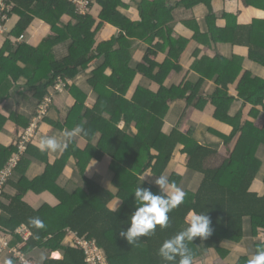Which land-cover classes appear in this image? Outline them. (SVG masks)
Instances as JSON below:
<instances>
[{
    "label": "trees",
    "instance_id": "16d2710c",
    "mask_svg": "<svg viewBox=\"0 0 264 264\" xmlns=\"http://www.w3.org/2000/svg\"><path fill=\"white\" fill-rule=\"evenodd\" d=\"M9 1L15 5L13 17L17 19L16 24L9 28V37L0 48V81L11 79L16 83L25 79L26 84L20 87L15 85L13 91L7 93L1 101L7 100L12 92L22 95L29 93L33 96L37 109L30 121L12 115L11 120L19 130L22 129V134L18 135L15 147H11L9 151L0 150V172L18 155L21 138L33 124L41 106L46 100H52L54 95L67 89L76 99V105L70 112L68 122L64 125L56 123L55 128L74 130L81 126L84 129L82 137L89 142L85 150L69 142L62 158L54 167L49 166L46 158H40L48 165L46 172L34 181L24 177L19 184L14 185L17 193L8 199L6 189L12 182V177L10 178L0 200V208L6 215V218H0V232L12 238L14 248L31 262L33 255L38 252L62 255V260H53L47 256L35 264H88L86 251L74 245L70 235L73 233L81 239L96 242L108 264H165L159 256V249L166 240L188 226L187 218L192 211L207 214L212 229L207 239L201 240L198 237L193 243L188 242L193 254V264H198V261L209 254L219 257L212 264H220L228 256L230 246L242 245L248 236L252 240L264 237V196L252 192L262 167L256 156L258 149L264 145V122L259 120V112L255 110L252 111L254 122L242 123L240 115L234 118L229 115L234 99L228 94V86L239 76L240 71L235 74L233 72L239 65V59H203L193 66V70L200 74L198 83H186L183 87L167 89L163 87V81L173 70H181L177 64L189 44L187 40H175L171 37V31L168 30V35L160 31L158 35L164 40L161 50L170 48L169 59L159 65L151 60L157 53L149 51L144 63H140L136 70H130L126 62L122 67L124 61L119 70L112 63L111 57L115 54L108 53L117 41H125L127 36H142L138 31L146 26L145 22L157 20L156 28H162L164 23L161 11L164 10L163 14L167 15L164 6L161 8L155 5L153 16L149 18L143 8L140 9L141 23H133L117 12L121 5L119 0H94L84 14L69 0ZM213 1L183 0L176 3L175 7L193 9L204 5L209 10V33L214 40L229 41L234 46L247 48L250 60L264 66V21L239 25L235 18L227 15L228 25L223 30L218 29L212 24V21H216ZM246 4L254 7L256 2ZM96 5L103 9L100 28L108 22L126 34L124 36L121 33L120 40L113 39L97 48V32L93 30L97 20L92 16ZM169 10L170 13L173 9ZM63 16L70 17L71 21L64 24ZM36 20L46 23L50 28L49 32L40 43H35L32 39L23 42V36H26ZM203 38L207 36H202L197 31L196 39L203 41ZM66 42H70V54L63 61L56 62L53 49ZM104 52H107L105 64L93 73L94 78L91 80L92 85L98 86L96 92L101 95L98 105L94 110H87V115L80 117L72 127V115L85 108L87 101V98L78 97L73 80L81 71L88 70L94 60L102 58ZM116 54L118 59L123 58L120 52ZM108 66L112 69L111 77L105 76ZM220 67H223V71L216 73V83L220 88L208 101L200 94L201 85L205 79H213V68ZM156 68L160 73L154 75ZM237 69L240 70V66ZM139 74L161 88L157 93L138 88L133 99L128 101L125 97ZM158 77H162L161 81ZM238 92L245 103L264 109V80L253 79L246 72L239 83ZM180 99L185 100L192 110L198 111H203L210 102L216 108L215 119L232 127L230 136L215 133L222 142L221 148L203 145L194 139L195 129L187 123L189 113L186 112L178 125L168 134L165 133L169 104ZM52 105L53 101L49 104L47 114ZM123 120L125 127L122 129L120 124ZM42 121L43 119L38 124ZM6 122L0 117V130ZM38 130L39 127L32 141L27 143L26 152L20 156L16 171L29 155ZM98 137L100 140L95 146L94 141ZM178 155L185 158L183 168L187 172L202 178L196 192L186 190L183 187L184 178L173 171ZM70 159H74L87 191L79 189L73 194H67L55 187L54 182ZM94 162L98 166L107 163L113 177L111 189L104 188L88 175ZM4 164L6 165L1 169ZM160 175L167 177L170 185L175 184L186 193L184 202L169 213L166 228L157 227L153 234L141 237L137 243L130 245L119 236V231L130 226V216L136 209L134 192L141 186L158 193L159 189L148 184L145 178ZM31 190H35V193H51L58 205L55 208L44 205L38 210L33 209L23 201ZM114 203H120L117 210L112 209ZM33 217H39L44 227L37 229L29 223ZM21 227H26L32 234L27 242L16 234ZM254 248L257 252L258 248H264V243L256 244ZM10 260L12 264H18L13 257ZM247 261L248 258H243L239 264H247Z\"/></svg>",
    "mask_w": 264,
    "mask_h": 264
},
{
    "label": "crops",
    "instance_id": "0c3cea01",
    "mask_svg": "<svg viewBox=\"0 0 264 264\" xmlns=\"http://www.w3.org/2000/svg\"><path fill=\"white\" fill-rule=\"evenodd\" d=\"M121 5L117 8V12L123 15L126 19L133 23H141V12L140 9L143 8L145 11L146 17H152L154 12V6L158 5L161 8L164 6L165 14L162 12V28H156L157 20L153 22H145L146 26L138 31L142 36L140 37H131L127 36L126 40H120L122 32L119 28L113 26L111 23H104V26L100 25L103 22L101 14L103 9L100 5H96L93 11L92 16L97 20V24L94 27V32H97L96 36V48L101 44L109 43L111 40L119 39L116 44H114L111 50L108 51L112 55V63L120 70L122 61L128 63V68L130 70H136V67L140 63H144V59L147 57L149 51H154L157 54L151 57L155 63L162 65L167 59H169L170 48L166 47L165 50H161L164 46V40L158 35L160 31L168 35V30L171 31L172 39L179 40L185 39L189 42L188 46L184 50L177 64L181 67L180 71H172L171 75L168 76L163 81V87L167 89L179 88L185 86L186 83H198L200 74L193 70V66L200 62L203 59L214 60L217 57L226 59V60H235L239 59V65L234 69V74L239 72L238 78L234 83L229 84L228 94L234 99V103L231 106L229 115L231 118L241 116V122H254L255 117H252V111L259 112V120L264 122V109L263 107H254L251 104L245 103L239 97L238 87L239 83L244 75L248 72L252 75L253 79L264 80V66L257 64L250 60L249 51L244 47L234 46L231 42H220L215 41L213 36L210 35V26H209V10L204 5H198L193 9L185 8H176V3L183 0H119ZM248 2H256L254 7L246 6ZM173 9L170 13L169 9ZM213 14L216 17V21H212L218 29L223 30L228 25V20L225 16L229 15L236 19L237 24L239 25H250L254 21H264V0H214L212 3ZM161 15V13L159 14ZM167 16V17H165ZM16 19H12L9 28H12L16 24ZM164 20V21H163ZM71 21L70 17L63 16L62 22L68 24ZM155 28H153V27ZM49 26L41 20H36L32 27L29 29L26 36H23V42L28 39H32L35 43H40L42 38L49 32ZM12 31V30H11ZM197 31L202 36H207L203 38V41H198L196 39ZM144 33V34H142ZM9 37V34L4 37H0V48L4 44L5 39ZM228 39V37H226ZM70 42H66L60 45H57L53 49V55L56 62H61L66 59L70 54ZM120 52L123 56L122 59L115 57L116 53ZM107 52H104L102 58L94 60L88 70L81 71L78 76L73 80V85L78 90V97L83 99L87 98L85 108H81V111H76L71 118V125L74 127L77 124V121L80 117H85L89 110H94L98 105L101 95L96 92L98 86L91 84V80L94 78V72L100 67L104 66ZM120 57V58H121ZM240 66V70L237 68ZM149 67V65H148ZM212 71L215 73L213 79H205V82L202 83L200 94L208 101L211 95H213L220 86L217 85L216 80L218 76L216 75L217 71L222 72L223 67L213 68ZM160 73V70L156 68L153 72L154 75ZM112 69L108 66L105 76L111 77ZM162 74H160L161 76ZM161 81L162 77H158ZM26 84L25 79H21L18 82L14 83L11 79L1 80L0 81V117L5 119L7 122L0 130V150L9 151L11 147H15L17 142L18 135L22 134V129L19 130L16 127V124L11 120L12 115L22 117L27 121H30L35 115L37 106L35 105L32 95L27 94H18L12 92L11 96L7 100L1 101L4 96L7 95L10 91H13L14 86H22ZM102 88V87H101ZM138 88H144L147 90L157 93L161 88L160 85L156 84L154 81L149 78H144L142 75H138L134 82L132 83L128 94L125 99L131 101ZM22 92V90H19ZM53 105L49 110V113L45 119L38 124L39 130L37 133L36 139L33 141L32 149L29 151V155L22 161V164L18 167L17 171L12 175L11 183L6 189V196L8 199L13 197L17 192V188L14 187L15 184H19L24 177L29 181H34L35 179L41 177L48 168V165L42 161L40 158H46L49 166L55 165L57 161L62 158V155L66 148L63 150H58L56 152L50 151H41L40 150V141L44 137L55 136L58 141L62 143L73 142L81 149H86L89 146V142L82 137V133L78 134L71 139H68L63 134L65 131H73V129H58L55 128L56 123L64 125L65 122H68L70 112L76 105V99L69 93L68 89L65 92L57 93L52 97ZM169 111L165 118V133L176 127L180 122V118L186 112L189 113V120L187 123L193 129H195L194 139L200 144L207 145L210 147L220 146L222 147V142L220 138L215 133H219L225 136H230L233 129L229 125L219 122L215 119L216 108L210 104L206 106L203 111L192 110L193 108L188 107V103L185 100H174L169 104ZM189 108V109H188ZM88 110V111H87ZM76 123V124H75ZM75 124V125H74ZM125 127L124 120L120 124V128ZM20 131V132H19ZM19 132V133H18ZM102 137V135L100 134ZM100 137L94 141V145L97 146L99 143ZM257 158L259 161L264 163V145L261 146L257 151ZM185 158H181L180 155L177 156L176 162L179 161L178 166L176 164L173 168V171H177L183 178L184 184L183 187L186 190L191 192H196L198 186L200 185L202 178L200 176L192 175L187 172L183 165H185ZM6 164L2 166L4 168ZM75 166V167H74ZM107 163L104 162L99 166L94 162L91 168L88 170V175L90 178H93L96 182L100 183L106 189H111L112 184V175L110 174L109 167ZM154 176H149L145 178L148 184L155 186ZM55 187L59 191H64L67 194H73L79 189L87 191L86 185L83 181V177L80 175L78 169L76 168L74 159H70L66 168L63 170L61 175L54 182ZM156 187V186H155ZM113 192V191H112ZM252 192L260 196H264V168L261 169L260 174L253 184ZM23 201L31 206L33 209L38 210L44 205H48L52 208H55L58 203L55 197L48 192L35 193V190L29 191L24 196ZM118 209V208H117ZM6 215L0 208V218H6ZM249 226L248 223L246 224ZM246 227V230L249 229ZM249 237V236H248ZM246 238L245 242L242 245L230 246L231 250L220 264H239L243 258H250L255 255L254 245L264 243V237H259L256 240L251 238ZM43 253V252H42ZM59 255V258H55V255ZM47 256H50L53 260H62V255L59 253L50 254L43 253V259ZM34 257V255H33ZM208 258L212 259V263L219 258L216 254H209ZM206 259V258H205ZM10 260L8 256L3 258L2 264H6V261Z\"/></svg>",
    "mask_w": 264,
    "mask_h": 264
},
{
    "label": "clouds",
    "instance_id": "9594fccd",
    "mask_svg": "<svg viewBox=\"0 0 264 264\" xmlns=\"http://www.w3.org/2000/svg\"><path fill=\"white\" fill-rule=\"evenodd\" d=\"M82 132L84 129L77 126L73 131H65L63 135L71 139ZM39 147L41 151L56 152L66 148L67 143L58 141L55 136H49L41 139ZM154 183L159 189L158 193L141 186L134 192L136 209L130 216V226L119 231V236L130 245L137 243L141 237L153 234L157 227L166 228L169 213L184 202L186 193L175 184L170 185L164 175L156 176ZM187 220L188 226L166 240L159 249V256L165 264H193V254L188 242L193 243L198 237L205 240L211 235V220L207 214L192 211ZM29 223L37 229L44 227L39 217L30 218ZM6 264H12L11 260L6 261ZM247 264H264V248H258Z\"/></svg>",
    "mask_w": 264,
    "mask_h": 264
},
{
    "label": "built area",
    "instance_id": "2783aa9c",
    "mask_svg": "<svg viewBox=\"0 0 264 264\" xmlns=\"http://www.w3.org/2000/svg\"><path fill=\"white\" fill-rule=\"evenodd\" d=\"M69 1L73 3L74 6H77L78 10L83 14L88 11L90 4L95 2L94 0ZM14 10L15 5L11 4L9 0H0V37H3L9 33V25L13 19ZM58 89L62 91L61 87H58ZM51 101L52 100L50 98L46 100V103L41 106V109L38 115L35 117L33 124L21 138L18 155L13 157L8 162L7 166L0 172V200L5 186L19 164L20 156L27 150V143L32 141L35 136L38 122L42 120V117H45L47 114ZM16 234L21 236L25 242L29 241L32 237V234L26 227H21ZM70 235L73 237L75 247L86 251V254L88 255V264H108L104 258L103 251L100 250L96 242H89L87 240L81 239L73 233H70ZM5 256H8L9 258L13 257L17 260L18 264H35L25 257L19 250L12 246V238L10 236H6L0 232V264H2L3 258Z\"/></svg>",
    "mask_w": 264,
    "mask_h": 264
},
{
    "label": "rangeland",
    "instance_id": "374dc122",
    "mask_svg": "<svg viewBox=\"0 0 264 264\" xmlns=\"http://www.w3.org/2000/svg\"><path fill=\"white\" fill-rule=\"evenodd\" d=\"M148 67V66H147ZM52 101H53V99H52ZM46 115H48V114H46ZM43 118V120L45 119V117L43 116L42 117ZM257 157V156H256ZM258 159V158H257ZM259 160V159H258ZM176 163V167L178 166V164H179V161L178 162H175ZM261 164H262V167H261V169L263 170V168H264V163H262L261 162ZM175 166V165H174ZM75 167V166H74ZM107 167V166H106ZM155 184V183H154ZM153 186V185H152ZM156 186V185H155ZM155 186H153V187H155ZM156 188H158L157 186H156ZM120 206V203H114L113 204V206H112V209L113 210H117V208ZM228 250H231V248H229ZM43 257V253L42 252H38V253H36L35 255H34V257L32 258V261L34 262V263H37V262H41L43 259H41ZM39 262V263H40ZM198 264H212V259H210V258H208V257H206V259H203V260H201V261H198L197 262Z\"/></svg>",
    "mask_w": 264,
    "mask_h": 264
},
{
    "label": "bare ground",
    "instance_id": "6f19581e",
    "mask_svg": "<svg viewBox=\"0 0 264 264\" xmlns=\"http://www.w3.org/2000/svg\"><path fill=\"white\" fill-rule=\"evenodd\" d=\"M55 258H59V255L57 254V255H55Z\"/></svg>",
    "mask_w": 264,
    "mask_h": 264
}]
</instances>
